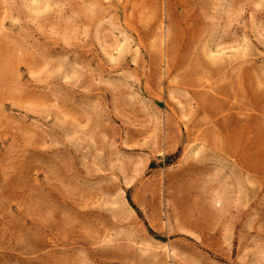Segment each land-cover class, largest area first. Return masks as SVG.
<instances>
[{"label": "rangeland", "instance_id": "1", "mask_svg": "<svg viewBox=\"0 0 264 264\" xmlns=\"http://www.w3.org/2000/svg\"><path fill=\"white\" fill-rule=\"evenodd\" d=\"M0 264H264V0H0Z\"/></svg>", "mask_w": 264, "mask_h": 264}]
</instances>
